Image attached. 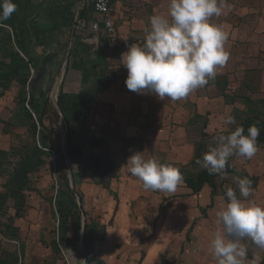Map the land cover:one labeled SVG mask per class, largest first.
<instances>
[{"label": "crops", "instance_id": "obj_1", "mask_svg": "<svg viewBox=\"0 0 264 264\" xmlns=\"http://www.w3.org/2000/svg\"><path fill=\"white\" fill-rule=\"evenodd\" d=\"M13 2L16 11L3 21L7 27L0 26V87L9 85L10 90L14 84L19 91L10 63L20 57L33 63L29 73L25 68V78L35 85L40 77L55 76L62 63L59 78L66 62L62 83L68 103L64 108L75 147L71 183L74 180L75 187L79 185L89 197L99 193L103 196L104 184L117 190L123 221L146 218L155 222L159 227L156 237L170 238L176 231L185 235L193 221L197 224L191 230L192 236L214 237L216 221L211 215L202 217L198 213L211 201L208 186L199 194H193L183 183L173 193L146 191L142 182L130 174L127 162L139 152L146 160L156 159L180 169L194 154L193 142L201 127L196 117H203V132L207 135L229 133L245 118H264V111L258 110L264 107V0H225L224 13L210 18V23L227 33L225 51L229 59L218 68L215 79L178 101L128 90V73L122 64V54L131 45L142 46L145 42L149 18L166 15L168 0L114 1L112 35L106 33L102 16L84 0ZM83 6L87 7L85 22L75 29ZM99 37L104 39L102 46ZM100 47L103 56L98 53ZM228 115L235 118L234 125L223 124ZM27 123L25 120V127H15L27 129ZM242 168L250 174L246 166ZM218 198L217 194L214 202ZM8 200L6 205L12 204L15 209H7L1 219L0 249H17L25 263V249H51L46 238L42 239L45 216L36 218V207L45 211L49 203L37 199L25 214V198L19 202L12 191ZM17 204L23 206L20 216L15 213ZM8 224L12 229L6 228Z\"/></svg>", "mask_w": 264, "mask_h": 264}, {"label": "clouds", "instance_id": "obj_2", "mask_svg": "<svg viewBox=\"0 0 264 264\" xmlns=\"http://www.w3.org/2000/svg\"><path fill=\"white\" fill-rule=\"evenodd\" d=\"M13 0H0V26L16 11ZM225 0H168L166 15L154 14L149 18L142 46L133 44L122 54L127 69L125 84L137 94L145 91L172 101L186 98L215 79L217 70L229 59L225 51L227 33L210 18L224 13ZM235 118L223 119L225 126L234 125ZM260 129L251 125L247 129L237 126L229 134L217 135L215 146H209L197 163L209 175H226L230 157L251 160L259 151L257 138ZM130 174L137 177L146 191L173 193L183 183L179 169L144 159L143 153L133 154L127 162ZM242 197L252 194V182L237 178ZM226 203L216 213L220 230L209 243V252L216 264H245L247 247L241 243L250 239L264 250V206L246 204L238 198L236 190L225 185ZM71 253V251L69 250ZM71 257L74 259L72 253ZM83 264V261H81Z\"/></svg>", "mask_w": 264, "mask_h": 264}, {"label": "rangeland", "instance_id": "obj_3", "mask_svg": "<svg viewBox=\"0 0 264 264\" xmlns=\"http://www.w3.org/2000/svg\"><path fill=\"white\" fill-rule=\"evenodd\" d=\"M75 29H78V25ZM58 80L59 78L55 81L50 93V99L53 105L54 88ZM17 96L18 88L13 84V87H11L0 100L1 121L7 122L11 115L17 111ZM258 110L264 111V107L262 108V106H260ZM260 118L264 120L263 117ZM31 140V136L27 129L4 126V124L0 122V194H6L8 177L19 161L20 155L25 149V145L31 144ZM207 144L208 148L209 146H215V142H207ZM51 146V157L45 160V165L42 166L38 172L31 173L30 176H28L30 185L23 193V198H25V214L32 207L31 203L35 202L37 199L46 201V204H48L49 199H54L60 186L58 171L56 170L57 162H59L61 169L66 170L69 183L73 187L70 178L72 173L71 162L68 156L64 155L67 151L66 145L65 148L63 147L60 121ZM258 147L259 151L251 160H244L234 156L233 165L236 170L238 172L243 171L245 168L242 167L246 166L250 173L247 174L253 177V179H257L256 185L252 187V194L247 198L240 196L236 184V180L239 178L238 175L232 174L226 178L219 177L218 183L216 182L219 198L211 205V201L207 202L205 208H200L198 211L199 215L201 214L202 217L211 215V220L216 221V213L220 211L226 203L225 185L236 190L238 198L244 203L264 206V145ZM60 154H63L64 159H60ZM67 162H69V164H67ZM108 188L109 189L106 187L104 188L105 192L103 196L99 193L97 196L94 194L93 197H89L83 193L79 189V185L73 188L75 193L78 192L83 196V204L81 206L83 212L80 217L81 231L79 232V237L73 234V228L70 224L67 228H64L66 243L71 241L70 246H66V243L62 245L58 244L59 222L57 216L55 217L53 215L54 208L48 204L45 206L48 210L46 209L43 211V208L35 206L38 208L36 218L39 219L42 218L43 215L45 216V225L42 228L45 231V237H42V239L46 238L47 245L50 246L51 249H25V263L23 259H20L18 264H81L83 252L80 239L81 235H84L82 223L85 225L86 222L90 224V226H94L99 235V238L93 243L90 256L94 262L99 261L102 264H162L163 262H172L174 264H216V261L209 252V243L214 237L191 235L193 226L197 224L196 221H193L192 227H190L185 235H181L180 232L177 233L176 231L173 237L170 238H165L163 236L156 237V235L159 234L156 228L159 227L155 222L147 220L146 218L145 221L138 222L134 221L133 218H131V222L129 223L123 221L122 214L118 211V191L115 189V191L112 190L109 186ZM76 199L78 201V196H76ZM28 203H30V205ZM6 208L15 209L12 204H9ZM22 210L23 206L20 210L13 211L19 213ZM3 218V214L0 215V228L3 226V222H1ZM77 219L78 218H76L75 221ZM128 225L130 227H128ZM216 227L218 231L221 226L217 224ZM27 228L29 229V226ZM191 242L193 243L189 247ZM241 243L245 244L247 247L245 264H260L264 261V250L259 249L250 239L245 238ZM54 245L57 249H54ZM69 250L77 261L73 262ZM16 252H18L17 249H0V257Z\"/></svg>", "mask_w": 264, "mask_h": 264}, {"label": "trees", "instance_id": "obj_4", "mask_svg": "<svg viewBox=\"0 0 264 264\" xmlns=\"http://www.w3.org/2000/svg\"><path fill=\"white\" fill-rule=\"evenodd\" d=\"M85 8V9H84ZM86 6H83L77 16L76 25L85 22ZM104 39L99 37L100 45H104ZM102 43V44H101ZM100 56H103L102 47L98 49ZM20 57V56H19ZM49 64V63H48ZM47 64V66H48ZM61 64L58 67L55 76L52 77H40L39 84L35 85L33 80L28 83V78H25V68L28 73L30 67L33 68V63L30 60L25 62V57H20L16 62L10 63L12 78L19 83L18 99H17V108L16 112L11 115V118L7 122L0 120L4 126L15 127V126H24L25 120L27 123V130L31 136V144L25 145V149L20 155L19 161L14 166L13 171L10 173L7 180V189L6 194H0V215L7 212L6 204L7 200L10 197L12 191L16 192L17 200L20 202L23 199V193L29 188L30 173L37 172L40 167L44 166L46 159L51 157L52 152V140L55 137L57 132V127L60 121V115L57 109L54 107L51 99L50 93L53 89L55 81L60 74ZM59 65V64H58ZM32 82L34 86H32ZM9 90V85L0 87V98L5 95V92ZM67 95L63 91V83L60 85L57 95L58 105L60 112L65 117L67 122V131L65 136V145L67 156L70 162H74V153L75 147L72 140V128L67 119L64 106L67 102ZM201 127L198 131L197 140L193 142L194 154L191 161L186 166L180 167L179 171L183 176V184L189 188L193 194H199L203 187L208 186L211 190V203L214 202V197L218 194V187L216 181L219 177H227L229 175H238L239 178H247L251 180L252 187L256 185L257 179L250 177L247 172L240 171L238 172L234 164V156L229 158L228 164L226 165V175L221 176L209 175L207 170L201 167L197 163L198 160H202L203 155L207 152L208 144L207 142L214 143L215 137L220 134L207 135L203 132V128L206 126V123L203 117H196ZM255 124L260 129V135L257 138L258 146L264 145V120L260 117L253 116L245 118L242 121V127L245 129V134H247V129L249 126ZM224 134V133H223ZM229 133H225L227 135ZM83 139V144L85 146L84 134L81 133ZM60 159H64L63 154H60ZM1 167V164H0ZM56 170L58 171V179L60 181V186L56 192V195L53 200L49 199L48 203L54 208L53 215L58 219V235L59 241L58 244L62 245L66 243L65 231L64 228L70 224L73 228V234L78 235L81 231V221L80 217L82 216V204L83 196L78 192L75 193L73 188L75 187L74 180L72 182L73 187L69 183L68 174L65 169H61L59 162H57ZM104 188H108L107 184L103 185ZM78 196V201L76 199ZM209 205V206H210ZM22 206L17 204V210L21 209ZM20 212H16V216H20ZM86 215V214H85ZM78 218L76 221L75 219ZM8 230L12 229L11 224L6 225ZM83 244L84 250L87 254V259L89 264H102L99 261H93L90 256L93 248V243L96 239L99 238L98 233L96 232L94 226H90L87 222L83 227ZM71 241L66 243V246H70ZM54 249H57L54 245ZM22 259V255H19L18 252L6 254L4 257H0V264H18L19 260ZM162 264H174L172 262H163ZM260 264H264L262 261Z\"/></svg>", "mask_w": 264, "mask_h": 264}, {"label": "built area", "instance_id": "obj_5", "mask_svg": "<svg viewBox=\"0 0 264 264\" xmlns=\"http://www.w3.org/2000/svg\"><path fill=\"white\" fill-rule=\"evenodd\" d=\"M114 1H125V0H84L86 5L91 10L103 18L104 28L106 33L109 35L114 34L115 27L111 18L112 4Z\"/></svg>", "mask_w": 264, "mask_h": 264}, {"label": "water", "instance_id": "obj_6", "mask_svg": "<svg viewBox=\"0 0 264 264\" xmlns=\"http://www.w3.org/2000/svg\"><path fill=\"white\" fill-rule=\"evenodd\" d=\"M65 69H66V62L63 64V69H62L61 75L59 77L58 82L55 85V88H54V92H55V94H54V106L56 107V109L58 110V113L60 115V127H61V133L63 136V147L64 148H65V136H66V131H67V122H66L65 117L60 112L58 100H57V95H58L59 87L62 84L63 79H64ZM64 155L67 156V152H65ZM67 164H69V162H67ZM83 227H84V224L82 223V229H83ZM80 245H81V249L83 252V260H82L83 264H89L88 259H87V254L85 253V250H84L83 234L81 235ZM81 264H82V262H81Z\"/></svg>", "mask_w": 264, "mask_h": 264}]
</instances>
